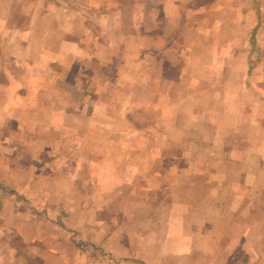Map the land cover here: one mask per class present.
<instances>
[{"label":"crops","instance_id":"crops-1","mask_svg":"<svg viewBox=\"0 0 264 264\" xmlns=\"http://www.w3.org/2000/svg\"><path fill=\"white\" fill-rule=\"evenodd\" d=\"M191 1L0 0L4 158L52 145L60 169L78 148L71 184L133 194L131 215L100 205L105 238L177 264H264V0ZM141 109L160 115L140 126Z\"/></svg>","mask_w":264,"mask_h":264},{"label":"rangeland","instance_id":"rangeland-1","mask_svg":"<svg viewBox=\"0 0 264 264\" xmlns=\"http://www.w3.org/2000/svg\"><path fill=\"white\" fill-rule=\"evenodd\" d=\"M190 4L195 7L194 0ZM230 4H234L236 9L255 8L254 0H235L230 1ZM221 6L228 8L229 1H221ZM253 18L252 13V23ZM194 19V15L186 17L188 24H192ZM154 98L159 101L163 97ZM204 98L207 106L211 107V96L205 95ZM155 114L160 115L157 111L141 109L135 113L134 118L138 119V125L146 126L147 120L158 119ZM80 130L77 128V134ZM30 146L35 148L34 144H19L15 149H9V157L4 158V144L0 142V181L26 199L25 202L17 201L13 195H1L0 264H135L133 260H142L143 264L178 263L179 259L148 254V246L152 243L153 247L156 245L154 241L148 244V239L121 241L114 237H104L99 221L103 212L108 213L110 209L101 208L100 205L111 200L113 210L116 211L118 203L121 207L123 202H127L123 211L125 215H131L133 194L124 190L110 193L95 191L83 185L82 177L77 183L71 184L67 174L71 163L77 161L82 164L81 160L78 161V148L75 159L66 155L58 169L60 163L56 162L59 161L51 159L52 145H44L45 152H41L38 159L25 156L33 152ZM43 166L46 169L45 176L53 168L59 177L50 176L48 179L44 176L48 180L40 184L37 180L43 179ZM142 194L147 196L146 193ZM94 220L98 223H94ZM114 227L115 224L108 226ZM112 248H118L120 252L104 254V251ZM185 259L189 261L191 257Z\"/></svg>","mask_w":264,"mask_h":264}]
</instances>
